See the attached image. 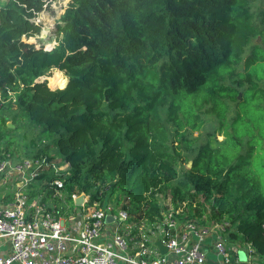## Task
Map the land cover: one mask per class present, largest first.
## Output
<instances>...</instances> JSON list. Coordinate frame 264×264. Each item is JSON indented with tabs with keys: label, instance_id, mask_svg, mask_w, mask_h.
<instances>
[{
	"label": "trees",
	"instance_id": "1",
	"mask_svg": "<svg viewBox=\"0 0 264 264\" xmlns=\"http://www.w3.org/2000/svg\"><path fill=\"white\" fill-rule=\"evenodd\" d=\"M50 1L0 5V160L26 140L25 157L70 163L68 200L150 220L168 194L264 264V0H69L44 49L28 39ZM52 68L64 88L35 84Z\"/></svg>",
	"mask_w": 264,
	"mask_h": 264
},
{
	"label": "built area",
	"instance_id": "2",
	"mask_svg": "<svg viewBox=\"0 0 264 264\" xmlns=\"http://www.w3.org/2000/svg\"><path fill=\"white\" fill-rule=\"evenodd\" d=\"M59 162L45 157L0 160V264H230L229 251L238 250L223 237L227 222L204 226L187 219L186 203L174 207L168 194L157 193L165 208L152 220L91 201L84 192L72 193L68 200L59 171L68 170L70 163ZM45 166L54 176L40 184L45 190L32 195L37 170ZM47 191L48 200L58 199V207L42 200ZM80 195L81 204L68 211ZM244 247L255 263L259 257L251 244Z\"/></svg>",
	"mask_w": 264,
	"mask_h": 264
},
{
	"label": "rangeland",
	"instance_id": "3",
	"mask_svg": "<svg viewBox=\"0 0 264 264\" xmlns=\"http://www.w3.org/2000/svg\"><path fill=\"white\" fill-rule=\"evenodd\" d=\"M6 0H0V5H2ZM69 0H52L50 1V3L44 7V9L38 14L36 21L40 22L42 24L41 27V31L40 33H42V36H35V40L33 41V43H35L36 47H43L45 49L46 46H54L57 41H56V34H55V24L56 22L59 20L60 15L63 13L65 7L67 6ZM42 15V16H41ZM45 17V18H44ZM48 31V32H47ZM257 41H261V38H257ZM53 69H50L45 75L41 76L40 78L35 80V84H39L43 81H46L47 86L51 89V90H57V89H62L64 88L61 87H50L48 85V81L46 79V76L50 75L53 72ZM63 75L66 77V81L68 79V77L66 76L65 72L62 71ZM12 94V92H11ZM34 96L37 100H39V94L36 92H34ZM1 113H4V111L2 110ZM31 116H38L36 113H31ZM9 123H12L11 121H8ZM7 122V123H8ZM13 124V123H12ZM14 126V124H13ZM198 132H194V135H196ZM223 137V135L221 134H217L216 139L217 140H221ZM14 143L11 145V150L10 152H7L6 155L9 159L14 160V161H21L23 158H25L24 154H25V143L26 140L20 139V138H16L14 139ZM213 143H215L213 141ZM4 152V151H3ZM55 161H60L59 164H63V160L60 157H57L54 159ZM44 179H42L41 181H39V187L41 188L42 186L40 185L42 183ZM41 186V187H40ZM34 187V186H33ZM37 190V187L35 188ZM35 189L34 191L31 190L32 195L35 194ZM45 190V189H43ZM4 188H2V192H4ZM48 191L43 193V201L44 202H49L50 205H53V202H55L53 199L48 200L49 199V195H48ZM67 201V199H65ZM57 201V205L59 203L58 199ZM124 203V200L121 201L120 204L116 205V206H121V204ZM111 205H114V196L112 197V201L111 203H108ZM79 205H73L72 203H70V209L68 211H72V209L77 208ZM238 250L236 253H233L231 251H229L230 254V264H254L253 261H249V255L248 252L246 250L245 247L239 246L238 244H236ZM209 257L211 260H214L217 256L215 255V253L211 250L209 253ZM218 259L223 261V258L221 255H218ZM257 261V259L255 260Z\"/></svg>",
	"mask_w": 264,
	"mask_h": 264
},
{
	"label": "bare ground",
	"instance_id": "4",
	"mask_svg": "<svg viewBox=\"0 0 264 264\" xmlns=\"http://www.w3.org/2000/svg\"><path fill=\"white\" fill-rule=\"evenodd\" d=\"M38 36H42V33L38 34ZM28 40L34 41L35 37H30ZM46 79L50 87H60L61 85H64L66 83V77L63 75L62 71L57 68H54L53 72L50 75L46 76Z\"/></svg>",
	"mask_w": 264,
	"mask_h": 264
},
{
	"label": "water",
	"instance_id": "5",
	"mask_svg": "<svg viewBox=\"0 0 264 264\" xmlns=\"http://www.w3.org/2000/svg\"><path fill=\"white\" fill-rule=\"evenodd\" d=\"M53 46L49 45V46H46L45 49H51ZM41 77V76H40ZM39 77V78H40ZM7 125L9 127H13V124L12 123H7ZM191 162L188 163V165H190ZM83 200V195H80L76 200H75V203L76 204H81V201ZM110 219V218H109ZM156 244L159 246L161 252H165L166 251V248L165 246L161 245L160 241H157Z\"/></svg>",
	"mask_w": 264,
	"mask_h": 264
},
{
	"label": "crops",
	"instance_id": "6",
	"mask_svg": "<svg viewBox=\"0 0 264 264\" xmlns=\"http://www.w3.org/2000/svg\"><path fill=\"white\" fill-rule=\"evenodd\" d=\"M54 203H55V205H56L57 207H58V205L60 204V202H59V203H58V205H57V201H56V200H55V202H54Z\"/></svg>",
	"mask_w": 264,
	"mask_h": 264
},
{
	"label": "snow or ice",
	"instance_id": "7",
	"mask_svg": "<svg viewBox=\"0 0 264 264\" xmlns=\"http://www.w3.org/2000/svg\"><path fill=\"white\" fill-rule=\"evenodd\" d=\"M63 85H61V87H62Z\"/></svg>",
	"mask_w": 264,
	"mask_h": 264
}]
</instances>
